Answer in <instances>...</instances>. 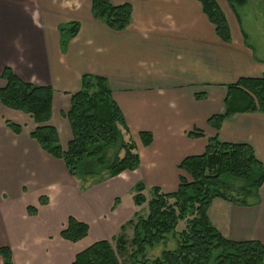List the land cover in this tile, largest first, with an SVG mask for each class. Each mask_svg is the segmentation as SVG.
<instances>
[{
  "label": "crops",
  "instance_id": "crops-1",
  "mask_svg": "<svg viewBox=\"0 0 264 264\" xmlns=\"http://www.w3.org/2000/svg\"><path fill=\"white\" fill-rule=\"evenodd\" d=\"M215 1L230 29L229 43L217 36L198 0H110L131 6L130 23L119 31L93 18L92 0H0V87L6 66L24 82L51 86L49 124L66 150L71 95L81 89L82 75L103 77L139 155L134 170L82 189L63 160L31 137V114L0 102V246L11 248L14 264H71L80 250L109 239L108 231L145 217V193L152 187L175 192L179 178L189 177L178 165L201 155L211 137L250 145L264 165L263 112L235 113L217 130L207 124L224 111L228 85L264 74V55L247 42L238 15L226 0ZM73 21L78 31L62 43L59 28ZM9 122L20 125V133ZM143 131L152 135L147 146L139 137ZM137 182L145 185L146 202L125 214L118 198ZM258 194L259 202L247 206L213 198L206 211L211 225L228 240L264 245V182ZM27 206L36 212L28 214ZM69 216L88 225L83 239L92 237L77 249L59 235Z\"/></svg>",
  "mask_w": 264,
  "mask_h": 264
},
{
  "label": "trees",
  "instance_id": "trees-1",
  "mask_svg": "<svg viewBox=\"0 0 264 264\" xmlns=\"http://www.w3.org/2000/svg\"><path fill=\"white\" fill-rule=\"evenodd\" d=\"M204 14L214 25L217 36L224 42L231 41L230 29L225 15L215 0H198ZM235 8L245 0H226ZM236 14V13H235ZM91 15L103 21L109 28L119 31L131 20L128 3L113 5L110 0H92ZM79 24L69 22L59 28L62 43L76 35ZM5 85L0 87V102L11 109L31 114L36 124L31 132L40 148L54 158L62 159L69 175L81 182V188L89 179L100 182L114 177L125 170H134L139 164L132 140L125 142L128 133L123 114L112 98L103 77L84 74L81 89L71 95L70 108L66 114L72 131V139L63 150L57 130L49 124L53 89L51 86L36 85L19 79L6 66L1 74ZM264 113V74L260 77H241L227 86L224 111L213 114L207 124L220 128L223 120L235 113ZM15 132L21 126L8 123ZM191 135H201L193 132ZM143 145L151 142L150 132H140ZM129 141V142H128ZM116 147L112 158L109 150ZM120 152L123 154L120 155ZM178 168L191 179L179 178L175 192L163 193L160 188H151L145 217L137 215L120 226L132 227L130 240L121 233L115 236V246L108 239L95 241L74 255L71 264H122L119 255L131 250L125 264H264V245L256 240L233 241L224 238L210 223L206 211L215 197L237 205L247 206L259 202V188L264 182V165L256 158L252 147L246 143L220 142L216 137L208 139L201 155L184 158ZM240 181L241 185L233 186ZM145 185L137 182L133 186L132 201L141 206L146 202ZM235 192V193H234ZM253 198L254 202H249ZM41 197L39 204H45ZM116 201V200H115ZM29 214L35 213L28 206ZM179 221L185 222L179 233L176 247L163 250L150 258L148 248L160 243L168 233L174 231ZM88 225L72 216L60 231L61 238L77 242L88 235ZM130 245V247H129ZM3 264H14L11 249L0 247Z\"/></svg>",
  "mask_w": 264,
  "mask_h": 264
},
{
  "label": "rangeland",
  "instance_id": "rangeland-1",
  "mask_svg": "<svg viewBox=\"0 0 264 264\" xmlns=\"http://www.w3.org/2000/svg\"><path fill=\"white\" fill-rule=\"evenodd\" d=\"M230 9H229V12H230ZM231 11L234 14L236 13L238 15L239 19L241 20V30L248 33L247 42H249L251 45H253V48L255 49L256 55H264V0H245V2L243 4L236 6L235 12L232 9H231ZM258 49H259V51H258ZM124 136H125L124 137L125 142H127V140H130L127 137V134H125ZM115 149H116V147H113L108 151L109 152V158L113 157ZM121 154H123V153L120 152V155ZM187 178L191 179L190 177H187ZM93 182L94 181H92L90 179L88 181V183H86L85 187L94 184ZM232 183H233L234 187L241 185V182L238 180L235 182L232 181ZM133 193H134V191L132 188L131 190L125 191V193L121 194L120 198H118V200L120 201L119 206H121L122 210L125 211V214H128L137 208L133 204V201H132ZM145 195L147 196L148 199L151 198L150 192H146ZM40 199H39V201H40ZM248 201L254 202V199L248 198ZM27 207H26V210H27ZM145 208H146L145 212L148 211L146 204H145ZM184 227H185V222L179 221V223L175 227L174 231H172L171 233H168L166 235V237L160 243L155 245L153 248L147 249L146 255L150 258H153V257L160 255V253L163 250L174 249L176 247L177 240L179 239V233L184 229ZM120 233L122 235L126 236L127 240L128 239L130 240V238L132 236V227L126 225L123 232L120 231V228H117L116 232H114L113 230L108 231V235L110 236V238L108 240L111 242V244L113 246H115V242H114L115 236H118ZM91 238L92 237L90 234L87 239L80 240L78 242L80 244L76 243L77 245H75V243H72L71 248L77 249L78 247L87 243L89 241V239H91ZM2 246H6V245H2ZM129 247H130V245H129ZM130 252H131V250L128 249V251L126 253L119 255V259L122 261V264H125V259L127 260ZM11 253H12V250H11ZM19 256H20V254H19ZM1 259H2V257H1ZM12 260H13V257H12ZM2 264H3V262H2Z\"/></svg>",
  "mask_w": 264,
  "mask_h": 264
}]
</instances>
